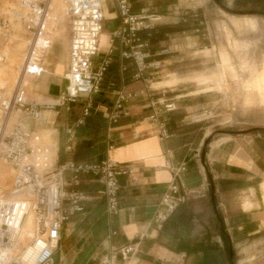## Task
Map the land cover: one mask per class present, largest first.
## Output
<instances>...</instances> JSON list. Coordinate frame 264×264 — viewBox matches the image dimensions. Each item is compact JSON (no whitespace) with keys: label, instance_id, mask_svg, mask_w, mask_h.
<instances>
[{"label":"crops","instance_id":"1","mask_svg":"<svg viewBox=\"0 0 264 264\" xmlns=\"http://www.w3.org/2000/svg\"><path fill=\"white\" fill-rule=\"evenodd\" d=\"M143 7L160 16L152 29L140 32L151 42L149 60L154 66L134 78L137 69L132 60L122 58V47L116 42L112 63L95 93L99 97L91 96L89 114L84 115L86 99L78 102L81 106H73V114L64 109L48 112L55 116L51 129L42 133L55 147L58 163L111 159L135 169L131 176L120 178L117 214L108 213L106 199L98 193L103 188L101 181L84 177L85 211L70 215L64 223L53 264H102L106 255L130 242L139 248L132 264H233L231 250L239 264H264V137L259 132L232 134L215 146L211 143L204 154L210 126L206 118L197 117L209 108L204 96L215 85L203 81L208 73L190 67L203 63L195 48L210 33L206 36L196 33L199 28L191 29L199 24V10L184 0H137L133 11L139 13ZM201 8L206 16L209 9ZM105 16L106 26L108 9ZM115 18L119 26L117 10ZM243 18L256 27L254 17ZM112 31L104 28L100 36L99 53L105 56ZM68 38L70 31L60 20L46 52V71L36 85L42 88L39 99L43 102H31H53L67 85ZM100 62L95 58L96 66ZM192 81L197 89L189 87ZM22 85L32 92L28 78ZM53 86L60 87L58 94L52 93ZM121 94L134 95L124 105L127 115L115 109ZM170 103L173 110L165 108ZM114 112L121 113L116 122L110 119ZM81 118L84 122L78 124ZM70 126H74L76 139L74 150L67 152L66 129ZM174 181L181 183L187 199L159 224L156 214L162 195ZM213 191L226 234L216 214Z\"/></svg>","mask_w":264,"mask_h":264},{"label":"built area","instance_id":"2","mask_svg":"<svg viewBox=\"0 0 264 264\" xmlns=\"http://www.w3.org/2000/svg\"><path fill=\"white\" fill-rule=\"evenodd\" d=\"M63 1L70 31L65 88L53 102L45 104L29 101L19 82L12 93H0V159L13 170L11 188L4 190L0 186V264H53L64 223L70 215L85 211L87 196L81 189L84 177L93 176L101 181L103 188L98 193L106 199L108 213L117 214L120 210V178L135 172L131 164L111 159L97 162L70 159L60 164L57 151L44 141L39 126L53 123L46 115L49 111L64 109L71 112L82 99L87 101L84 115L89 114L91 96L100 89L112 63L116 42L122 47V58L134 63L137 69L134 78H141L154 62L149 60L151 42L140 32L152 29L160 16L149 7L135 13L133 8L137 0ZM108 2L117 10L120 24L111 32L107 55L96 66ZM188 2L195 11L201 7L199 0ZM52 11L53 0H0V48L9 42L17 24L28 34L29 43L19 68V78L25 74L40 76L46 71L44 57L52 45ZM6 59L0 49V62ZM122 70L126 71L127 66L124 65ZM133 96L119 95L115 109L127 115L124 105ZM165 108L173 110L174 104H166ZM120 116L121 113L114 112L110 119L116 122ZM83 122V118L78 120V124ZM66 131V151L72 152L76 139L74 126ZM187 196L181 183L174 181L162 195L156 221L164 223ZM138 251L136 242L124 244L106 255L102 264H132Z\"/></svg>","mask_w":264,"mask_h":264},{"label":"rangeland","instance_id":"3","mask_svg":"<svg viewBox=\"0 0 264 264\" xmlns=\"http://www.w3.org/2000/svg\"><path fill=\"white\" fill-rule=\"evenodd\" d=\"M52 11V26L59 25L60 20L69 29L66 13L64 14V1L54 0ZM222 6L215 0H199V5L207 11L202 15L199 10L198 25L191 29L199 28L197 34H208L210 38L204 39L199 48H195V55L201 56L203 63L190 67V69H201L208 73L203 81H210L215 85L212 92L205 94L204 99L208 102V109L202 110L197 118H206L213 146L223 141L230 135H245L251 132H259L264 137V131L254 128L264 127V0H219ZM184 2H188L184 0ZM208 3L207 7L205 6ZM115 9L108 2V20L105 28L114 30L118 26L115 18ZM244 16L254 17L256 27L252 28L244 21ZM200 21L204 23L201 24ZM209 21V27L207 22ZM53 29V28H52ZM52 30V40L54 38ZM194 33V34H196ZM26 37L28 34L23 29L17 30L9 45L2 49L7 56L5 62L0 63V91L12 93L17 82L20 83L19 66L25 56ZM66 51H69V38L66 39ZM62 46V45H61ZM209 47V50L206 48ZM220 51H226L221 54ZM226 62L224 61V56ZM105 56L100 52L96 57L99 63ZM45 54L44 61L48 62ZM28 79L32 92L28 86L24 89L29 101L43 102L39 99L42 88L38 85V76L29 75ZM191 81V80H187ZM192 88L199 86L192 81ZM60 87L53 86L52 93L58 94ZM97 94L93 98H98ZM51 102V100L49 101ZM78 104V103H77ZM83 103L78 104L81 106ZM80 108H78L79 112ZM75 110H73L74 112ZM208 111V112H205ZM71 112L70 114H73ZM81 112V110H80ZM54 119L55 114L46 113ZM87 121V119H85ZM51 129V124L39 126V132ZM45 142L51 144L47 138ZM206 139V140H207ZM52 145V144H51ZM53 146V145H52ZM13 179L12 167L0 159V186L4 190L11 188ZM239 257L235 258V263Z\"/></svg>","mask_w":264,"mask_h":264},{"label":"bare ground","instance_id":"4","mask_svg":"<svg viewBox=\"0 0 264 264\" xmlns=\"http://www.w3.org/2000/svg\"><path fill=\"white\" fill-rule=\"evenodd\" d=\"M54 3H55V1L53 0V8H54ZM56 4V3H55ZM63 11H64V14H65V7L63 8ZM52 18H53V16H52ZM19 29H23L19 24H17L16 26H15V32L13 33V35H12V37H11V39L13 38V36L15 35V33L17 32V30H19ZM53 29H54V31H53V34H54V37H55V35H56V32H57V25L55 24V25H53ZM23 31H24V29H23ZM11 39L9 40V42L11 41ZM9 42L5 45V46H3L2 48H0L1 49V51H2V49L4 48V47H6V46H8L9 45ZM28 38L26 37V48H27V46H28ZM27 51V49L25 50V52ZM24 59V58H23ZM22 62H23V60H22ZM0 63H3V62H0ZM21 65H22V63L20 64V66H19V68L21 67ZM28 74H25V75H23V76H21V78H19V80H20V83L19 84H23V82L28 78ZM0 93H2V94H5V95H7V94H10V93H7V92H2V91H0ZM14 120H15V118H14ZM41 133V135L43 136V138H45L44 137V135H43V133L42 132H40ZM54 147V146H53ZM55 148V147H54ZM55 151H56V149H55ZM13 171V170H12Z\"/></svg>","mask_w":264,"mask_h":264},{"label":"water","instance_id":"5","mask_svg":"<svg viewBox=\"0 0 264 264\" xmlns=\"http://www.w3.org/2000/svg\"><path fill=\"white\" fill-rule=\"evenodd\" d=\"M215 1H216L219 5L222 6V4L220 3L219 0H215ZM254 130H257V131H259V130L264 131V127H257V128H254ZM209 142H210V138H208V139L205 141V147H204V150H203L204 154H205V152H206V150H207V145L209 144ZM212 199H213L214 207L216 208V214H217V216H218V220H219V223H220L221 229H222L223 232L226 234L225 227H224V225H223V221H222V219H221V216H220V214H219V212H218V210H217V206H216V203H215L214 191H213ZM231 256H232L233 264H236L235 261H234V257H233V250H231Z\"/></svg>","mask_w":264,"mask_h":264},{"label":"trees","instance_id":"6","mask_svg":"<svg viewBox=\"0 0 264 264\" xmlns=\"http://www.w3.org/2000/svg\"><path fill=\"white\" fill-rule=\"evenodd\" d=\"M221 3V2H220ZM222 4V3H221ZM181 204H179L178 206H180ZM178 206H177V208H178Z\"/></svg>","mask_w":264,"mask_h":264}]
</instances>
